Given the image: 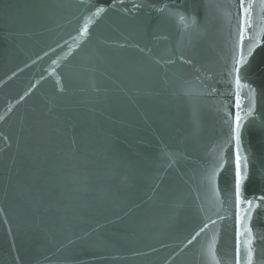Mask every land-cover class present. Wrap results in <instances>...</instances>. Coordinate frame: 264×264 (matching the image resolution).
Instances as JSON below:
<instances>
[{"label": "water", "instance_id": "95a60500", "mask_svg": "<svg viewBox=\"0 0 264 264\" xmlns=\"http://www.w3.org/2000/svg\"><path fill=\"white\" fill-rule=\"evenodd\" d=\"M0 264H264V0H0Z\"/></svg>", "mask_w": 264, "mask_h": 264}]
</instances>
